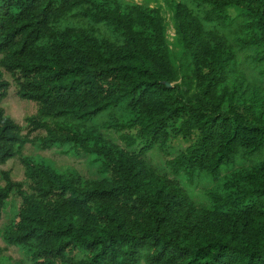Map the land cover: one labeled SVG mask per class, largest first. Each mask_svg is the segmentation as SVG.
Here are the masks:
<instances>
[{"label": "trees", "instance_id": "trees-1", "mask_svg": "<svg viewBox=\"0 0 264 264\" xmlns=\"http://www.w3.org/2000/svg\"><path fill=\"white\" fill-rule=\"evenodd\" d=\"M6 74L37 104L25 126ZM16 157L0 256L23 258L0 264H264V0H0V165Z\"/></svg>", "mask_w": 264, "mask_h": 264}, {"label": "rangeland", "instance_id": "rangeland-1", "mask_svg": "<svg viewBox=\"0 0 264 264\" xmlns=\"http://www.w3.org/2000/svg\"><path fill=\"white\" fill-rule=\"evenodd\" d=\"M140 1H149L152 3V5L165 2V0H140ZM164 12L165 15L169 18L170 13L166 8H164ZM235 12H237V10H234V13ZM167 33H168V40L172 42L174 38L173 36L175 35V30L173 29L172 25H170ZM6 76L7 78H9V81L11 82V86L8 91V96L2 102V106L5 108L7 114L12 116L18 123L25 126L26 117L36 114L38 109L37 104H35L32 101L22 99L17 94V90L15 88L14 82L11 79V77L8 74H6ZM111 134L116 141L123 144V141L118 137L117 134L115 133H111ZM23 153L30 156L44 157L61 170L71 168V169H76L83 174H89L93 170V168L90 165H88L85 158L83 157L79 158L77 156L71 155L70 153L66 154L55 148L42 150L38 148L35 144L30 143L25 146ZM152 157L154 158V162L156 161L157 164L158 163L163 164V169H165L166 171H170V167L167 161L168 159L171 158V156L165 157L162 153L155 151L152 153ZM1 170H11L12 176L16 180H22L24 178V167L19 157L10 159L5 165H0V171ZM181 179L183 186L189 188L190 190L188 191L191 194L193 193L197 200H200L201 198L202 199L208 198L206 194L208 189L205 188L207 184L205 182H207V180H205V178L199 176L195 177L194 183L200 182L199 184H197L196 188L191 187L192 181L187 180L185 177ZM201 182L204 184V186L202 185ZM0 183L3 184L4 182L0 179ZM12 209H13L12 205H8L5 213L3 214L2 219L0 220V245L3 247H6V244L3 241L1 231H3L2 229L9 221ZM21 258H23L22 251L17 246H9L6 249H4L2 255L0 256V263H8V261L14 263L15 261H20ZM24 264H28V263H24Z\"/></svg>", "mask_w": 264, "mask_h": 264}, {"label": "water", "instance_id": "water-1", "mask_svg": "<svg viewBox=\"0 0 264 264\" xmlns=\"http://www.w3.org/2000/svg\"><path fill=\"white\" fill-rule=\"evenodd\" d=\"M168 85H169V83H168Z\"/></svg>", "mask_w": 264, "mask_h": 264}]
</instances>
